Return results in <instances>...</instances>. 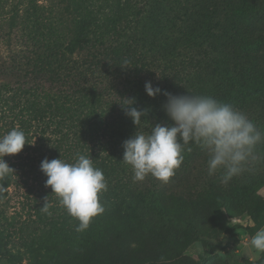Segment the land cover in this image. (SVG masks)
I'll return each mask as SVG.
<instances>
[{
  "label": "trees",
  "instance_id": "trees-1",
  "mask_svg": "<svg viewBox=\"0 0 264 264\" xmlns=\"http://www.w3.org/2000/svg\"><path fill=\"white\" fill-rule=\"evenodd\" d=\"M17 4L0 24L6 28L7 45L17 41L7 64L0 60V135L19 128L33 144L3 157L14 173L0 179V220L5 218L10 187L23 180L24 197L41 203L33 205L32 212L61 231L66 246L37 247L32 237L28 251L12 248L10 228L0 224V261L124 264L104 249L109 241L102 233L105 219L115 216L116 221L132 225L138 209L146 208L147 199L164 186L151 175L134 182L131 167L121 162L123 141L137 131L121 105L123 98H134V107L148 110L140 130L172 123L162 107L166 97L147 96V81L173 95H208L209 74L214 73L224 90L220 95L228 92L229 98L232 87L252 78L247 73L246 78L230 80L226 64L234 60L233 68L240 74L245 61L235 54L264 47V37L252 30L250 21L238 19L240 11L252 6L234 7L231 0H18ZM225 16L234 20L228 34L218 25L210 28L211 22ZM210 46L218 51L216 60L209 55ZM77 153L89 155L107 181V191L99 196L104 213L80 233L75 231L78 222L45 187L47 177L40 171L45 158L74 163ZM191 154L184 161H191ZM46 198L50 214L41 210ZM207 261L199 258L184 264Z\"/></svg>",
  "mask_w": 264,
  "mask_h": 264
},
{
  "label": "rangeland",
  "instance_id": "rangeland-1",
  "mask_svg": "<svg viewBox=\"0 0 264 264\" xmlns=\"http://www.w3.org/2000/svg\"><path fill=\"white\" fill-rule=\"evenodd\" d=\"M17 1L0 0V24L9 8L19 5ZM231 2L234 7L252 6L240 11L238 19L250 21L252 30L264 37V0ZM233 21L231 16L218 17L209 26L216 29L218 25L228 34ZM5 30L0 26V60L7 64L9 50L17 41L13 39L9 42L12 45H7ZM209 55L214 60L219 57L212 46ZM235 58L244 60L246 68L238 74L233 68L235 61L231 60L226 64L227 77L234 81L249 74L252 80L232 87L228 98V92L220 95L224 90L219 89L214 73H210L208 95L232 104L264 131V47L236 53ZM189 147L192 150L184 152V157L193 153L190 155L193 159L189 162L184 159L167 183L159 181L164 190L147 199L146 208L138 209L137 220L132 225L116 221L115 216L105 219L102 233L109 239L105 251L116 255L124 264H184L199 258H207L206 264H264V253L250 245L252 236L264 227V209L259 211L264 206V158L246 164L240 175L224 185L220 182L223 170L209 176L206 153L193 144ZM256 154L264 157V143L257 146ZM9 191L8 202L3 206L5 218L0 220V224L10 228L9 247L28 251L27 242L32 237L37 247L66 246L62 232L51 229L46 217L39 218L32 212L41 203L24 197L23 180ZM0 264L9 263L0 261Z\"/></svg>",
  "mask_w": 264,
  "mask_h": 264
},
{
  "label": "clouds",
  "instance_id": "clouds-1",
  "mask_svg": "<svg viewBox=\"0 0 264 264\" xmlns=\"http://www.w3.org/2000/svg\"><path fill=\"white\" fill-rule=\"evenodd\" d=\"M144 90L152 98L159 94L166 97L162 107L172 123H156L147 130H140L144 122L141 117L146 116L148 110L134 107V98H123L121 105L125 106V114L137 131L123 141L121 162L131 167L134 182L151 175L167 183L182 164L185 150H192L190 144L206 153L209 176L223 170L220 182L224 185L240 175L246 164L264 158L256 154L257 146L264 143V131L232 104L210 95L162 92L150 81L145 82ZM26 143L29 144L26 135L19 128L0 135V179L14 173L3 157L20 153ZM40 171L47 177L45 187L51 188L59 205L78 222L76 232L87 230L92 219L104 213L99 196L107 191V181L89 155L77 153L74 163H67L60 157L45 158L40 163ZM49 207L46 198L41 210L49 213ZM250 245L264 253V227L252 236Z\"/></svg>",
  "mask_w": 264,
  "mask_h": 264
}]
</instances>
